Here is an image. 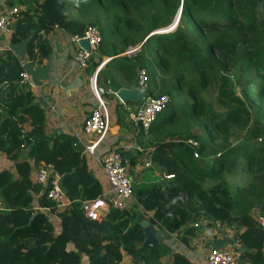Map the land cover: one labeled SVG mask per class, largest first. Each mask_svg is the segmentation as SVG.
Instances as JSON below:
<instances>
[{"label": "trees", "instance_id": "16d2710c", "mask_svg": "<svg viewBox=\"0 0 264 264\" xmlns=\"http://www.w3.org/2000/svg\"><path fill=\"white\" fill-rule=\"evenodd\" d=\"M26 1L11 43L25 42L31 60L40 64L50 55L48 36L56 25L72 34H82L87 25L99 27L100 49L112 58L105 71L116 63L135 87L138 72L148 69L158 81V96L170 97L148 137L154 162L165 176H174V186L157 185L137 195L155 225L169 234L202 218L235 227L240 231L235 241L244 249L236 250L240 264H264V232L252 213L258 208L257 216L264 215V9L258 12L264 0H69L93 18L87 24L70 17L66 0ZM179 14L172 32L153 33L173 26ZM143 42L135 56L124 55ZM241 64L238 93L233 84H222L216 72ZM23 72L15 54H0V154L15 167V172L0 170V264H82L83 257L90 264H121L122 252L135 263L161 264L168 249L144 246L145 230L132 211L110 210L101 222L84 215L82 203L100 198L102 186L75 138L46 134L44 110L30 88L21 86ZM216 83L220 111L204 98ZM254 111L257 118H252ZM250 124L248 139L231 147L233 130ZM41 163L62 176L69 209L60 213L45 189L32 182ZM236 167L249 172L253 183L234 194L225 175ZM207 181L213 184L207 187ZM37 201L38 208L60 218L59 233L56 222L36 210ZM173 264L191 263L176 254Z\"/></svg>", "mask_w": 264, "mask_h": 264}, {"label": "crops", "instance_id": "0c3cea01", "mask_svg": "<svg viewBox=\"0 0 264 264\" xmlns=\"http://www.w3.org/2000/svg\"><path fill=\"white\" fill-rule=\"evenodd\" d=\"M28 6L29 1L26 0H0V10L13 7L25 10ZM13 33L0 35V54L11 52L24 65V71L34 84L31 91L35 100L45 112L46 134L53 139L62 134L70 135L83 148L89 144L91 147L93 146V154L84 150L83 156H85L90 172L102 186V195L108 188V179L103 172L100 159L113 150L119 151L125 159V166L133 182L134 197L129 202L127 210L136 215L140 225L143 221L153 220V213H147L143 210L138 203L137 195L139 192L150 190L157 185L164 186V183L172 182V180H167V176L154 162V147L150 144V137H146L142 128L134 122L132 114L141 108L147 95L158 96L157 80L152 78L153 82H149L147 92L139 89L138 85L134 87L116 70V63H112L107 71L104 70V66L112 58L103 52H99L101 53L100 57L97 61L93 60L94 62L92 61L87 70L78 69L75 62L76 48L62 31L48 36L52 52L38 64V60L29 58L25 42L11 43ZM137 48L141 50L142 47L139 45ZM132 56L127 55V57ZM98 68L100 69L99 73L102 72L97 79V86L106 91L104 99L108 105L109 116L108 132L101 140L89 138L84 134L83 128L86 118L98 107V101L91 88V78ZM21 86L24 85L21 84ZM113 93H116L117 96ZM3 112V109L0 108V116H3ZM25 148L23 145L21 150ZM36 169L37 167L34 168L31 175L34 184ZM0 170L15 172L13 161L5 154H0ZM35 206H39L38 201ZM69 208L70 205L65 204L59 208V212ZM49 216L56 222L57 233H59L61 231L60 218L53 213ZM154 228L156 231H162L165 234L157 248L168 249L167 254L161 259V264H173L176 254L184 256L191 264H199L200 261L207 258L216 241L224 239L235 241L236 235L240 233L235 227L213 222L207 218H202L195 224L182 227L173 234L165 232L155 225V222ZM175 239L179 244L175 243ZM224 249L235 250L232 247ZM122 254L121 264H144L142 262L135 263L125 252ZM82 259V264H90L88 257ZM245 264H251V262L245 261Z\"/></svg>", "mask_w": 264, "mask_h": 264}, {"label": "built area", "instance_id": "2783aa9c", "mask_svg": "<svg viewBox=\"0 0 264 264\" xmlns=\"http://www.w3.org/2000/svg\"><path fill=\"white\" fill-rule=\"evenodd\" d=\"M20 10L17 7L0 10V35L12 34L15 25L19 20ZM62 31L68 37L70 43L76 48L75 62L78 69L87 70L89 65L94 60L96 54L99 53L103 42V36L98 27H87L82 34H72L69 31L61 29L58 25L54 26L52 33ZM43 36H46L42 33ZM86 42L88 49L81 47V43ZM140 52L139 48L132 49L126 53ZM22 67L24 65L21 62ZM100 69L98 68L91 78L92 93L98 101V107L94 109L89 117L84 122V134L89 138L101 140L109 129V116L107 112V103L104 99L106 91L97 86V79ZM150 77L146 69L138 72V88L147 92L149 90ZM21 84L28 86L31 90L34 87L29 75L24 71L21 75ZM117 96L116 93H113ZM120 100V99H119ZM170 103L169 96H151L147 95L141 108L132 114V119L138 126L142 128L146 137L149 136L150 130L155 123L159 114L165 111ZM187 144L192 147H198V143L193 140H188ZM85 152L93 154V146H84ZM195 154V158H198ZM100 164L103 172L108 179V188L105 193L98 199L82 203L81 209L84 215L92 220L101 222L103 217L110 210L124 211L128 209L129 202L134 197L133 182L129 176L125 166V159L123 155L113 150L100 159ZM167 180H173L174 176H167ZM35 183L42 186L46 191L47 200L57 204L59 208L63 205H71L67 199L62 188V176L57 173L52 165L41 163L35 171ZM0 204V209H1ZM42 208L36 207V210ZM42 212L50 215L51 211L48 208L42 209ZM59 220L58 218H56ZM257 223L264 232V215L257 216ZM154 221V218H153ZM155 222V221H154ZM238 247V242L235 241ZM241 254L226 249L212 248L206 259L199 262V264H240Z\"/></svg>", "mask_w": 264, "mask_h": 264}, {"label": "rangeland", "instance_id": "374dc122", "mask_svg": "<svg viewBox=\"0 0 264 264\" xmlns=\"http://www.w3.org/2000/svg\"><path fill=\"white\" fill-rule=\"evenodd\" d=\"M66 1L69 4L70 17L72 19H75V20L79 19L81 21H84L86 24L89 23V21H91L93 19L91 16L82 15L78 10H75L73 5H72V3H70L71 1H69V0H66ZM263 9H264V6L259 7L258 12L262 13ZM180 12H181V9H180ZM175 22H176V20H175ZM178 23H179V19H178L177 24ZM176 26L174 28H176ZM87 27H89V25H87ZM174 28H172V26H170V27H167V28H162V29H159V30H155V31H153V33H156V34H158V32L169 33V32H172L174 30ZM143 44H144V42L142 44H140V46L142 47ZM132 49H135V48H132ZM99 52H102V50L100 49ZM100 54L101 53L96 54L95 57H94V60L97 61L98 57H100ZM242 67H243V65L241 64V65H238L237 67L231 69L230 71H224L220 67H218L217 72H216L217 75L219 76L218 80L221 79V83L222 84L226 83V82L229 83V84H233L234 87H236L237 92L240 93L241 87L238 86V82H239L240 77H242L244 75L243 72H242ZM146 70H148V69H146ZM245 76L246 77H250L249 73H246ZM254 76H255V74L252 75V77H254ZM152 80L153 79L150 78V82H153ZM156 84H158V81L156 82ZM98 85H99V83H98ZM217 86H218V84L216 83L214 88L210 89L209 92L204 94V98L215 109L220 111V110H223V109L217 103V99H218V97H217V94H218ZM157 95H158V93H157ZM182 100H184V98H182ZM252 115H253L252 118H257L258 117V115H257V113L255 111L252 112ZM252 128H253L252 124H250V126L246 127V128H235L233 130V136L231 137V139L229 141V144L231 145V147L238 146V145L244 143L248 139V136H249ZM149 141H150V138H149ZM230 170L231 171H229L225 175V179L228 182V184L230 185V187H231V189H232L234 194H237L238 189L248 188L250 186V184L253 183V176L249 172L243 171L241 167L240 168H238V167L230 168ZM212 184L213 183L207 181L204 185L208 187V186H211ZM258 212H259L258 208L255 209L252 212L253 215L255 216V218L257 217ZM175 243H177L176 239H175ZM177 244H179V243H177Z\"/></svg>", "mask_w": 264, "mask_h": 264}, {"label": "water", "instance_id": "95a60500", "mask_svg": "<svg viewBox=\"0 0 264 264\" xmlns=\"http://www.w3.org/2000/svg\"><path fill=\"white\" fill-rule=\"evenodd\" d=\"M180 14H181V12H180ZM180 14H179L178 19L180 18ZM178 19L176 20V22L174 23L172 28L177 25ZM158 33L159 34L160 33L163 34V32H158ZM81 47H83L84 49H88V44L86 42H82L81 43ZM124 55L132 56V55H135V52L126 53ZM126 158H128L127 155H126ZM164 186H174V184L172 182H166V183H164ZM141 226L145 230L144 246L147 247L148 249L157 248V246L159 245L161 240L164 238L165 234L162 231H156L155 230L154 221L152 219L149 220V221L141 222ZM226 247H232V248H234L236 250L244 251V249H240L239 247H237V245L235 244V241L232 240V239L219 240V241H216V243L214 244V248H216V249H224Z\"/></svg>", "mask_w": 264, "mask_h": 264}]
</instances>
